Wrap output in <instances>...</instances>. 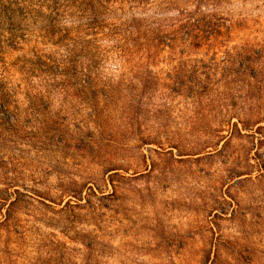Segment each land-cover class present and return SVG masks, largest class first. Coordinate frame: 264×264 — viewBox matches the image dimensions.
<instances>
[{
	"label": "rangeland",
	"instance_id": "rangeland-1",
	"mask_svg": "<svg viewBox=\"0 0 264 264\" xmlns=\"http://www.w3.org/2000/svg\"><path fill=\"white\" fill-rule=\"evenodd\" d=\"M0 264H264V0H0Z\"/></svg>",
	"mask_w": 264,
	"mask_h": 264
}]
</instances>
